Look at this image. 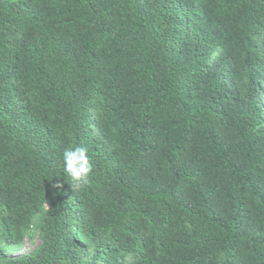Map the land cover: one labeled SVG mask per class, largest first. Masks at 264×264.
Instances as JSON below:
<instances>
[{
    "label": "trees",
    "instance_id": "trees-1",
    "mask_svg": "<svg viewBox=\"0 0 264 264\" xmlns=\"http://www.w3.org/2000/svg\"><path fill=\"white\" fill-rule=\"evenodd\" d=\"M0 264H264V0H0Z\"/></svg>",
    "mask_w": 264,
    "mask_h": 264
},
{
    "label": "clouds",
    "instance_id": "clouds-1",
    "mask_svg": "<svg viewBox=\"0 0 264 264\" xmlns=\"http://www.w3.org/2000/svg\"><path fill=\"white\" fill-rule=\"evenodd\" d=\"M64 170L70 177L73 187L80 188L88 184L89 174L92 170V165L87 156L85 147H74L64 151L63 153ZM54 187H60L59 184ZM45 212V208L41 206L34 214V223H39L41 215Z\"/></svg>",
    "mask_w": 264,
    "mask_h": 264
},
{
    "label": "rangeland",
    "instance_id": "rangeland-1",
    "mask_svg": "<svg viewBox=\"0 0 264 264\" xmlns=\"http://www.w3.org/2000/svg\"><path fill=\"white\" fill-rule=\"evenodd\" d=\"M38 243H39V240H35L34 245H30V243L28 241H26L24 246L22 247L21 251L16 255H20V254L22 255L25 252L31 251L34 248V246L37 245Z\"/></svg>",
    "mask_w": 264,
    "mask_h": 264
}]
</instances>
